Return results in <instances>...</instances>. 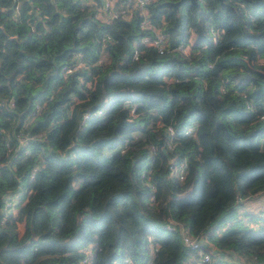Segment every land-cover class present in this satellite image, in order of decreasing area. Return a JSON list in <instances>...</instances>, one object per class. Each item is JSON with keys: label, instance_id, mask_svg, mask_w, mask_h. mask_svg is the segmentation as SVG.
Segmentation results:
<instances>
[{"label": "trees", "instance_id": "16d2710c", "mask_svg": "<svg viewBox=\"0 0 264 264\" xmlns=\"http://www.w3.org/2000/svg\"><path fill=\"white\" fill-rule=\"evenodd\" d=\"M94 1L0 0V264H264V0Z\"/></svg>", "mask_w": 264, "mask_h": 264}, {"label": "built area", "instance_id": "2783aa9c", "mask_svg": "<svg viewBox=\"0 0 264 264\" xmlns=\"http://www.w3.org/2000/svg\"><path fill=\"white\" fill-rule=\"evenodd\" d=\"M154 0H99V4H97V10L96 15L101 20L109 21L111 19H114L116 17H124V18H130L134 13H137L141 17V23L140 26L143 28H151L153 31V36H144L141 39V42H144L146 44H149L151 46H154L158 49L159 52H163L164 49H166L167 46V36L159 27L153 26L149 19L148 14V4ZM89 2L97 3L94 0H89ZM178 50L182 51L186 55L189 53L188 47L183 46L182 44L178 45ZM138 53H134V57L137 58ZM81 65V63L76 64L73 68H77ZM69 70H71L69 68ZM194 128L192 126L188 127L185 132L193 134ZM165 142L168 146L172 145V140L174 139V131L171 126H167L166 132H165ZM184 163L182 162L178 168L176 164L172 163L170 165V170L176 173L178 178L180 180L184 179ZM35 171L33 170L31 172V177H33ZM263 194V200L262 202L254 209V213H252L255 217L254 222H249L248 215L245 213L240 214V218H242L243 221H245L246 224H248L250 227H257L259 224H261L264 221V189L261 191ZM4 203L2 206V211L4 213H8L10 210L13 209L16 195L13 196L11 194H6L3 196ZM243 197L237 195L236 196V203H242L245 201ZM242 206H239L238 209H240ZM169 228L172 226L169 224ZM181 236L183 243L188 246L192 252V256L195 259V261L199 263H206L210 262L212 259V252L208 247H205L207 245L211 246L212 244L204 240L205 245H202L200 240L197 238H192L186 228L181 227ZM207 248V249H206Z\"/></svg>", "mask_w": 264, "mask_h": 264}, {"label": "crops", "instance_id": "0c3cea01", "mask_svg": "<svg viewBox=\"0 0 264 264\" xmlns=\"http://www.w3.org/2000/svg\"><path fill=\"white\" fill-rule=\"evenodd\" d=\"M262 200H263L262 192H259L255 195H253L252 197L246 199L244 201L243 206L238 210V217L240 216L239 213H242V212L250 216V214L254 213V209L262 202ZM254 219H255V217H253L251 219L249 218V220H250L249 222H254Z\"/></svg>", "mask_w": 264, "mask_h": 264}, {"label": "rangeland", "instance_id": "374dc122", "mask_svg": "<svg viewBox=\"0 0 264 264\" xmlns=\"http://www.w3.org/2000/svg\"><path fill=\"white\" fill-rule=\"evenodd\" d=\"M142 135H141V133L139 132V131H135L134 132V139H137V138H139V137H141ZM243 204H244V202H243ZM243 204L241 205V206H243ZM243 213V212H242ZM241 213H239V215H240ZM236 215H237V213H236ZM211 247L212 248H214V245H211ZM213 252H214V249H213ZM213 254H212V260H213Z\"/></svg>", "mask_w": 264, "mask_h": 264}, {"label": "water", "instance_id": "95a60500", "mask_svg": "<svg viewBox=\"0 0 264 264\" xmlns=\"http://www.w3.org/2000/svg\"><path fill=\"white\" fill-rule=\"evenodd\" d=\"M182 1H184V0H178V1H176L175 3H174V5H178L180 2H182Z\"/></svg>", "mask_w": 264, "mask_h": 264}]
</instances>
